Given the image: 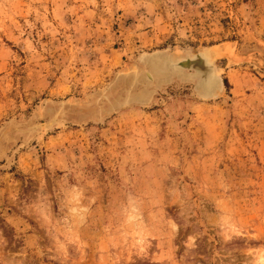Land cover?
<instances>
[{"label":"rangeland","instance_id":"rangeland-1","mask_svg":"<svg viewBox=\"0 0 264 264\" xmlns=\"http://www.w3.org/2000/svg\"><path fill=\"white\" fill-rule=\"evenodd\" d=\"M0 264H264V0H0Z\"/></svg>","mask_w":264,"mask_h":264},{"label":"bare ground","instance_id":"bare-ground-1","mask_svg":"<svg viewBox=\"0 0 264 264\" xmlns=\"http://www.w3.org/2000/svg\"><path fill=\"white\" fill-rule=\"evenodd\" d=\"M212 52L214 50L207 49L205 51H202L199 55L195 56H189L185 58H180L177 59L175 62L174 60H171V64L169 67L178 69L179 72L184 74V71L182 70H187V67H190L191 70L195 72L196 75H199L201 78V88L205 91L206 94L210 95L211 94V89L214 87L209 86L207 84L212 83V77L214 80L217 81L216 76L214 74L213 70V65L212 62L214 60L213 57H211ZM223 53V52H222ZM160 56V55H158ZM183 68H181L182 66ZM181 66V67H180ZM163 71V70H162ZM152 74H162L161 70L158 67H154V71H152ZM152 74L148 73V78L149 80H153L154 78L152 77ZM212 75V77H211ZM159 75H157L158 77ZM156 77V76H155ZM194 77V75H193ZM205 79V82H204ZM207 83V84H206Z\"/></svg>","mask_w":264,"mask_h":264},{"label":"water","instance_id":"water-1","mask_svg":"<svg viewBox=\"0 0 264 264\" xmlns=\"http://www.w3.org/2000/svg\"><path fill=\"white\" fill-rule=\"evenodd\" d=\"M200 53H202V52H196V53L192 54V56L199 55ZM181 66H182V65H181ZM181 66H180V67H181ZM181 68H183V66H182ZM187 69H190V67H187Z\"/></svg>","mask_w":264,"mask_h":264},{"label":"crops","instance_id":"crops-1","mask_svg":"<svg viewBox=\"0 0 264 264\" xmlns=\"http://www.w3.org/2000/svg\"><path fill=\"white\" fill-rule=\"evenodd\" d=\"M169 62H171V60H169Z\"/></svg>","mask_w":264,"mask_h":264}]
</instances>
